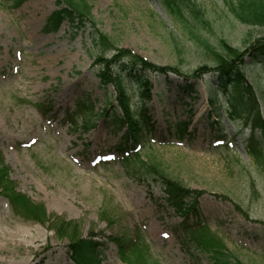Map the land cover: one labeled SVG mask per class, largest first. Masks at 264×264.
Wrapping results in <instances>:
<instances>
[{"label": "rangeland", "instance_id": "rangeland-1", "mask_svg": "<svg viewBox=\"0 0 264 264\" xmlns=\"http://www.w3.org/2000/svg\"><path fill=\"white\" fill-rule=\"evenodd\" d=\"M197 2L211 21L204 35L213 52L186 39L159 0H89L92 22L74 29L66 21L57 33L42 30L57 0H27L20 7L0 0V151L16 192L46 214L45 222L22 217L0 190V264H72L70 239L54 226L60 220L71 232L76 225L77 237L103 242L107 264H126L118 244L138 234L160 264H214L176 234L183 218L160 183L130 177L114 150L123 132L108 127L103 114L118 110L117 93L105 89L114 103L107 107L96 60L122 51L180 72H141L153 86V129L142 153L154 156L168 178L202 193L197 208L233 257L264 264V175L242 145L250 129L232 123L223 106L216 115L211 99L218 107L222 97L213 94V72L189 78L193 98L181 87L197 69L215 68L223 39L241 52V69L264 115V68L250 51L264 27L243 25L222 0ZM130 93L132 104L139 102V92ZM87 97L101 114L85 131L65 121ZM216 121L229 140L236 138L229 151L217 142ZM182 122L188 133L180 138Z\"/></svg>", "mask_w": 264, "mask_h": 264}, {"label": "trees", "instance_id": "trees-1", "mask_svg": "<svg viewBox=\"0 0 264 264\" xmlns=\"http://www.w3.org/2000/svg\"><path fill=\"white\" fill-rule=\"evenodd\" d=\"M15 7H20L27 0H13ZM165 11L180 27L181 33L195 46H202L205 51L213 52L214 47L209 38L204 35L211 27V21L204 8L197 0H159ZM226 8L232 12L240 23L252 27H264V0H222ZM89 0H57V9L47 18L43 27L46 33H57L67 21L74 29H80L86 22H92ZM101 35H99L100 38ZM101 37H105L102 35ZM108 42L112 41L106 37ZM98 44V39H94ZM113 44V43H112ZM114 45V44H113ZM100 46V45H99ZM104 46V45H101ZM222 52L218 54L215 68L203 66L194 74L186 76L188 83L181 86L183 91H189L193 98L197 92L190 81V77L198 79L201 75L213 72V94L220 98L211 99L216 115L220 116L219 109L224 107L228 119L232 123L243 122L250 129L249 136L242 137L245 153L252 160L256 170L264 175V115L260 108L259 99L251 84L246 80L241 69L243 64L241 52L229 46L223 39L220 40ZM251 54L256 64L264 68V37L257 39L252 45ZM201 47V48H202ZM99 66L101 88L104 90L106 106L112 109L114 103L109 99L110 86L117 93V109L106 111L103 114L108 127H113L115 133L123 132L119 145L114 148L118 153L120 162L127 174L140 181H157L167 195V200L182 215V220L177 226L176 234L185 236L202 253L208 255L214 264H245L239 258L233 257L222 240L211 228L207 219L203 218L197 208V201L202 193L195 192L183 186L181 182L174 181L165 175L164 170L154 156L144 155L142 151L150 143L148 135L152 125L151 102L152 83L141 72L152 71L162 74L170 72L180 73L177 68L170 66H157L139 58L130 52H120L113 58L106 59L101 54L96 60ZM141 73V74H139ZM201 73V74H200ZM210 74V73H209ZM134 75V76H133ZM128 76L129 79L127 78ZM136 79V80H135ZM137 81L135 85L133 81ZM190 81V82H189ZM135 85V86H134ZM138 91L139 102L132 104L130 92ZM39 110H43L38 105ZM101 113L95 112V104L90 97L79 99L75 109L66 114L65 123L83 127L88 131L93 127V120L100 117ZM217 116V117H218ZM82 119V125H79ZM188 123L182 122L178 127V134L183 138L188 133ZM216 130L215 137L227 151L234 148L236 138L233 140L218 128V122H213ZM129 128V130L127 129ZM0 190L9 198L12 210L29 220L46 221L45 210L15 190V184L9 178V167L4 161L0 151ZM192 198V202L188 201ZM58 234L65 233L70 239L69 252L72 264H107L104 259L103 242L77 237V226H72V232L64 229L60 220L55 223ZM175 229V230H176ZM119 256L126 264H160L151 256L149 245L143 236L138 234L129 244H118Z\"/></svg>", "mask_w": 264, "mask_h": 264}]
</instances>
